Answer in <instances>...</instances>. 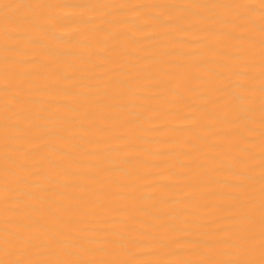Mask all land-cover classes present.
<instances>
[{"label": "bare ground", "instance_id": "bare-ground-1", "mask_svg": "<svg viewBox=\"0 0 264 264\" xmlns=\"http://www.w3.org/2000/svg\"><path fill=\"white\" fill-rule=\"evenodd\" d=\"M0 264H264V0H0Z\"/></svg>", "mask_w": 264, "mask_h": 264}]
</instances>
